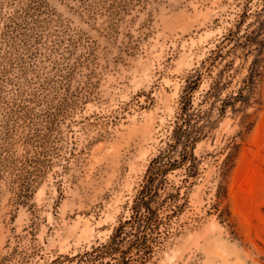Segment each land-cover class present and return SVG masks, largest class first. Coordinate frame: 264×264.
Segmentation results:
<instances>
[{
    "label": "rangeland",
    "instance_id": "1",
    "mask_svg": "<svg viewBox=\"0 0 264 264\" xmlns=\"http://www.w3.org/2000/svg\"><path fill=\"white\" fill-rule=\"evenodd\" d=\"M243 4L0 0V264H76L67 257L110 237L131 214L185 76ZM256 96L250 129L227 113L197 143L200 173L181 184L187 202L145 264H264V71ZM240 129L216 205L220 147ZM168 178L180 184L182 170Z\"/></svg>",
    "mask_w": 264,
    "mask_h": 264
},
{
    "label": "trees",
    "instance_id": "2",
    "mask_svg": "<svg viewBox=\"0 0 264 264\" xmlns=\"http://www.w3.org/2000/svg\"><path fill=\"white\" fill-rule=\"evenodd\" d=\"M258 1L252 6V0H244L235 24L185 76L171 128L148 163L131 214L113 228L106 241L67 257L69 260H76V264H145L169 233L170 220L187 202L186 193L180 192L181 184L187 185L200 173L204 156L195 153L197 143L213 138L218 119L227 113L239 115L242 129L251 128L248 109L259 103L256 88L264 71V0ZM242 68L246 72L233 85ZM205 77L208 83L200 89ZM242 129L225 137L220 147L225 156L220 164L216 205L226 197L225 176L234 165L237 135ZM175 169L182 170L180 184L168 178ZM223 213L221 209L220 218ZM60 260L58 256L50 264Z\"/></svg>",
    "mask_w": 264,
    "mask_h": 264
}]
</instances>
